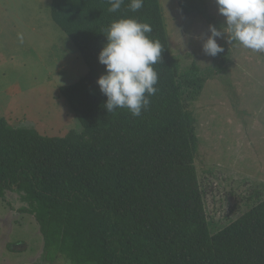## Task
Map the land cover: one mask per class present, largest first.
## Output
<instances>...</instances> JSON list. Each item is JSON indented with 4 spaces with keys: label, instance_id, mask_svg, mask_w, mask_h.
<instances>
[{
    "label": "trees",
    "instance_id": "trees-1",
    "mask_svg": "<svg viewBox=\"0 0 264 264\" xmlns=\"http://www.w3.org/2000/svg\"><path fill=\"white\" fill-rule=\"evenodd\" d=\"M130 3L113 13L109 0H52V19L89 67L60 89L81 129L46 136L0 117V196L17 192L21 212L35 217L43 264H264L262 191L246 196L247 209L225 221L207 209L192 104L214 71L206 75L196 62L179 70L160 0H144L137 12ZM179 4L185 16L216 24L207 0ZM129 17L149 23L148 35L163 48L153 66L157 92L138 117L121 108L106 112L97 84L106 71L98 61L104 33Z\"/></svg>",
    "mask_w": 264,
    "mask_h": 264
},
{
    "label": "rangeland",
    "instance_id": "rangeland-1",
    "mask_svg": "<svg viewBox=\"0 0 264 264\" xmlns=\"http://www.w3.org/2000/svg\"><path fill=\"white\" fill-rule=\"evenodd\" d=\"M179 2L160 0L178 69L183 72L196 62L201 71H214L205 77L192 107L198 118L197 166L207 209L221 222L226 214L235 217L245 211L242 201L250 193L264 194V53L238 42L231 45L225 36L217 38L224 51L206 55L202 45L213 24L197 13L185 16ZM207 2L216 17L214 26L220 28L224 17L215 0ZM51 4L0 0V117L13 125L28 122L46 136H64L81 126L61 86L79 80L89 67L52 19ZM21 206L15 191L0 196V264H43L40 226Z\"/></svg>",
    "mask_w": 264,
    "mask_h": 264
},
{
    "label": "clouds",
    "instance_id": "clouds-1",
    "mask_svg": "<svg viewBox=\"0 0 264 264\" xmlns=\"http://www.w3.org/2000/svg\"><path fill=\"white\" fill-rule=\"evenodd\" d=\"M109 12H117L124 0H109ZM224 23L217 28L209 25L210 35L203 42L206 55L215 57L224 51L217 38L226 36L231 45L238 42L244 48L264 53V0H215ZM144 0H131L133 12L142 9ZM152 27L136 18L114 20L104 33L107 42L98 54L105 73L97 79L100 91L107 97L106 112L127 109L140 116L157 92L158 73L154 65L161 61L162 45L148 34Z\"/></svg>",
    "mask_w": 264,
    "mask_h": 264
}]
</instances>
